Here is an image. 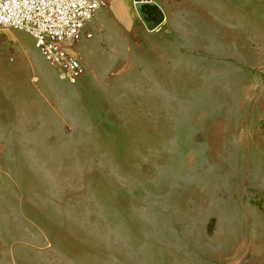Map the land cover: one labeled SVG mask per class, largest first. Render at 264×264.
<instances>
[{"label": "rangeland", "instance_id": "obj_1", "mask_svg": "<svg viewBox=\"0 0 264 264\" xmlns=\"http://www.w3.org/2000/svg\"><path fill=\"white\" fill-rule=\"evenodd\" d=\"M172 13L75 81L0 29V264H264V0Z\"/></svg>", "mask_w": 264, "mask_h": 264}, {"label": "built area", "instance_id": "obj_2", "mask_svg": "<svg viewBox=\"0 0 264 264\" xmlns=\"http://www.w3.org/2000/svg\"><path fill=\"white\" fill-rule=\"evenodd\" d=\"M101 3L102 0H0V29L30 34L44 60L75 81L85 73V66L74 45Z\"/></svg>", "mask_w": 264, "mask_h": 264}, {"label": "crops", "instance_id": "obj_3", "mask_svg": "<svg viewBox=\"0 0 264 264\" xmlns=\"http://www.w3.org/2000/svg\"><path fill=\"white\" fill-rule=\"evenodd\" d=\"M155 4L163 13L164 18L154 28H148L141 19L136 0H102L101 5L95 10L91 20L84 27L82 38L74 45L77 54L83 64L92 65L94 58L102 57L105 51L113 50H138L156 49L153 42L161 36V26L166 17L174 12L183 13L186 9L201 11L211 10L215 7V0H142ZM213 2V5H211ZM187 3V4H186ZM17 31V30H16ZM21 31V30H18ZM90 34L87 36V34ZM157 43V42H156ZM35 45V44H34ZM111 59L118 58L112 53ZM110 61L109 64H114ZM260 91L264 99V78L259 77ZM7 135L0 133V145L3 144Z\"/></svg>", "mask_w": 264, "mask_h": 264}, {"label": "water", "instance_id": "obj_4", "mask_svg": "<svg viewBox=\"0 0 264 264\" xmlns=\"http://www.w3.org/2000/svg\"><path fill=\"white\" fill-rule=\"evenodd\" d=\"M136 1L138 2L136 5L137 11L146 27L150 29L156 27L163 19L160 9L151 2Z\"/></svg>", "mask_w": 264, "mask_h": 264}, {"label": "bare ground", "instance_id": "obj_5", "mask_svg": "<svg viewBox=\"0 0 264 264\" xmlns=\"http://www.w3.org/2000/svg\"><path fill=\"white\" fill-rule=\"evenodd\" d=\"M162 15H163V13H162ZM163 18H164V15H163ZM26 35H23L22 33H20L19 35H18V41H21V38H24ZM4 64V61L2 60V58H0V65H3ZM31 66H33V64L31 65Z\"/></svg>", "mask_w": 264, "mask_h": 264}]
</instances>
